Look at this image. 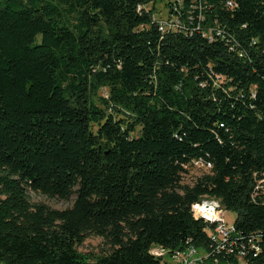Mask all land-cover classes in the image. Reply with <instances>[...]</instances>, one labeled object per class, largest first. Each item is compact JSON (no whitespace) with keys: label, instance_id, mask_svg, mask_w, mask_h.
<instances>
[{"label":"trees","instance_id":"trees-1","mask_svg":"<svg viewBox=\"0 0 264 264\" xmlns=\"http://www.w3.org/2000/svg\"><path fill=\"white\" fill-rule=\"evenodd\" d=\"M157 1L0 0V264L209 250L203 199L235 212L240 238L259 233L244 261L264 264V0H169L164 32ZM194 162L210 166L183 183ZM90 236L110 251L80 252Z\"/></svg>","mask_w":264,"mask_h":264},{"label":"built area","instance_id":"built-area-1","mask_svg":"<svg viewBox=\"0 0 264 264\" xmlns=\"http://www.w3.org/2000/svg\"><path fill=\"white\" fill-rule=\"evenodd\" d=\"M140 9V6L138 7ZM146 9V8H145ZM159 23V29L164 32L169 29H174L177 26V18L169 16L165 21L155 18ZM209 168V164L204 165ZM264 179H261L256 188H261L264 195ZM206 206V207H204ZM192 214L196 218H201L204 221L212 224L209 228V237L211 244L209 250H200L193 245H188L184 249L171 251L162 246H152L149 249L156 259L157 264H203L208 259L213 258L214 263L217 262V256L224 253L233 255L237 260V264H246L244 258L248 251L252 252V256H256L260 250L259 233L250 234L245 239L240 238L235 230L234 223L228 224L224 219L225 210L221 207L216 199H203L191 205Z\"/></svg>","mask_w":264,"mask_h":264},{"label":"rangeland","instance_id":"rangeland-1","mask_svg":"<svg viewBox=\"0 0 264 264\" xmlns=\"http://www.w3.org/2000/svg\"><path fill=\"white\" fill-rule=\"evenodd\" d=\"M168 1L169 0H159L156 3H154L153 8H154L155 18L165 21L170 16V13L168 11L169 8L167 6ZM151 7L152 4L147 5L146 10H149ZM99 94L106 96L107 89L102 88L99 91ZM207 169L208 168L196 162L188 165L187 171L183 176V183L192 184L199 176L205 173ZM29 198L31 202H42L56 209H63L65 207H68L72 204L73 201V198H71L69 201H64L56 198H47L44 195L37 194L34 192H29ZM235 216H236L235 212L231 210H225L224 212V219L228 224L233 223ZM77 249L80 252L89 255L90 257L98 256L110 251L109 246L104 243L101 237H97V236H90L86 238L85 241L80 246H77ZM203 264H210V262L206 261Z\"/></svg>","mask_w":264,"mask_h":264},{"label":"bare ground","instance_id":"bare-ground-1","mask_svg":"<svg viewBox=\"0 0 264 264\" xmlns=\"http://www.w3.org/2000/svg\"><path fill=\"white\" fill-rule=\"evenodd\" d=\"M204 207H206V206H204Z\"/></svg>","mask_w":264,"mask_h":264}]
</instances>
